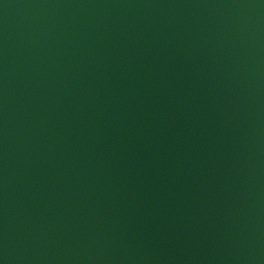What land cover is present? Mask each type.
Listing matches in <instances>:
<instances>
[{
	"label": "water",
	"instance_id": "95a60500",
	"mask_svg": "<svg viewBox=\"0 0 264 264\" xmlns=\"http://www.w3.org/2000/svg\"><path fill=\"white\" fill-rule=\"evenodd\" d=\"M0 264H264V0H0Z\"/></svg>",
	"mask_w": 264,
	"mask_h": 264
}]
</instances>
